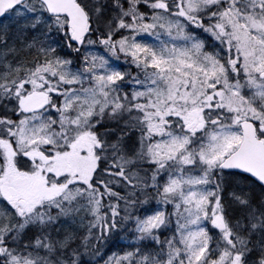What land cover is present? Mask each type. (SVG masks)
<instances>
[{
	"label": "snow or ice",
	"instance_id": "6c2138e0",
	"mask_svg": "<svg viewBox=\"0 0 264 264\" xmlns=\"http://www.w3.org/2000/svg\"><path fill=\"white\" fill-rule=\"evenodd\" d=\"M0 264H264V0H0Z\"/></svg>",
	"mask_w": 264,
	"mask_h": 264
}]
</instances>
